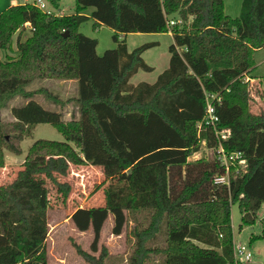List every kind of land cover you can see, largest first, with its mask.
<instances>
[{"label":"trees","instance_id":"trees-1","mask_svg":"<svg viewBox=\"0 0 264 264\" xmlns=\"http://www.w3.org/2000/svg\"><path fill=\"white\" fill-rule=\"evenodd\" d=\"M46 1L57 13L23 2L0 20V52L31 24L17 56H0V169L5 150L22 155L21 142L40 124L52 125L65 141H36L17 179L0 186V264H48L49 191L22 184L47 176L68 196L71 186L59 176L88 164L126 173L121 185L104 189V206L79 207L70 217L78 231L93 229L92 252H99L112 215L115 236L129 217L135 224L127 264H243L235 256L231 207L238 204L243 224L253 225L264 203V111L249 84L254 55L264 48V0H243L236 18L226 14L224 0H75L73 15L60 14V0ZM87 10L95 30L113 31L117 47L103 56L98 40L80 32ZM169 32V67L153 84L131 85L139 70L152 71L142 55L156 43L129 51L126 37ZM40 79L76 80L77 96L28 90ZM37 94L62 108L74 103L78 117L64 121L62 112L32 100ZM18 96L30 101L11 109L14 122H4L2 111ZM208 103L218 118L213 124ZM204 141L241 153L247 167L236 164L229 184H216L226 172L215 154L189 162ZM75 248L88 264H106V248L98 258Z\"/></svg>","mask_w":264,"mask_h":264},{"label":"rangeland","instance_id":"rangeland-1","mask_svg":"<svg viewBox=\"0 0 264 264\" xmlns=\"http://www.w3.org/2000/svg\"><path fill=\"white\" fill-rule=\"evenodd\" d=\"M242 1L243 0H224L226 14L233 18L238 17L240 15ZM23 2L24 0H0V15H3L0 17V20L3 22V19L5 20L6 18L5 14ZM75 6V0H60V14H75ZM53 12L57 13L55 10H53ZM176 19L171 20L175 21ZM11 24V21L7 20L6 25L10 26ZM29 29L30 27L24 24L20 30L13 34L11 43L14 44L19 38L21 40L27 39L30 36ZM79 29L84 35L98 40L97 54L99 56H103L107 50L117 47V43L113 40V31L105 26L95 30L91 18H84L80 23ZM16 37L18 38L16 39ZM126 40L129 51H133L143 44L156 43V45L143 54L144 60L152 68V71L146 72L139 70L130 79V84L134 86L142 82L149 84L154 83L158 76L169 67L171 58L169 48L173 44V39L167 34L139 33L128 35ZM6 52L7 50L0 52L3 61L7 59V56L12 59L16 57L12 50V45L11 49H9L7 53ZM254 59L256 69L251 74L253 82L249 81V84L252 93L260 99V105L258 103L257 105L264 111V48L256 51ZM245 81H248V78L245 79ZM28 90H48L62 100H69L77 95L78 83L76 80L60 81L40 79L34 81L28 87ZM32 100L38 102L48 111L62 112L64 121H68L73 117H78L74 103H70L62 108L48 101L40 94L34 96ZM28 101H30V99H25L22 96H18L11 100L8 103V107L2 111L3 121L14 122L15 119L11 114V109L22 107ZM260 108L256 107L254 110L257 111ZM38 140L63 142L65 138L50 124H40L36 126L32 135L25 138L20 144L23 152L22 155H15L5 150V167L0 169V186L10 184L17 179L18 173L23 169V163L30 147ZM220 144L221 143L218 144V147ZM218 147L210 149L205 141L202 142L200 151L194 154L189 159V162H195L197 160L207 161L210 160L214 154L217 157L216 152ZM125 177L126 173L122 172L119 168L101 169L89 164L83 166L72 165L66 177L59 176L60 182L68 183L71 186V192L68 196H66V194L47 176L31 177L22 184L25 186H46L49 191V234L46 241L48 264H88L77 253L75 244L79 245L84 251L96 258L100 256L102 248H106L108 254L105 260L106 264L128 263V259L133 252L134 236L132 230L135 226L130 217L128 225L124 228L122 234L120 236H115L112 234L114 218L112 215L109 216L101 232L98 253L91 251V245L94 239L93 229L91 228L86 232H80L76 229L70 218L79 207L91 208L104 206V189L118 183L121 185ZM231 213L234 247L236 249L237 247L244 246L252 255L249 261L241 257L238 259L242 261L243 264H264V203L258 211L257 219L253 225L243 224V214L238 204L232 205ZM256 237L260 238L254 240Z\"/></svg>","mask_w":264,"mask_h":264},{"label":"built area","instance_id":"built-area-1","mask_svg":"<svg viewBox=\"0 0 264 264\" xmlns=\"http://www.w3.org/2000/svg\"><path fill=\"white\" fill-rule=\"evenodd\" d=\"M24 4L26 5L31 4L33 6H36L37 8H39L40 10L44 11L47 14L54 13L46 0H24ZM169 23L170 25H174L176 21L171 20ZM25 25L31 28L30 23H26ZM207 116H208V121H207L208 124L209 123L213 124L216 121H218V118L215 117L214 108L211 103H208V106H207ZM216 154H217L218 160L224 166L225 172H226L225 176L218 177L215 179L216 184H227L228 185L230 170L236 164L241 166V168L243 169L247 167V161L243 158V155L241 153L229 154L225 151L222 144H220L219 147L217 148ZM235 256L237 259L241 257L247 261H249L252 258L251 253L244 246H240L235 249Z\"/></svg>","mask_w":264,"mask_h":264},{"label":"crops","instance_id":"crops-1","mask_svg":"<svg viewBox=\"0 0 264 264\" xmlns=\"http://www.w3.org/2000/svg\"><path fill=\"white\" fill-rule=\"evenodd\" d=\"M224 5H225V2H224ZM225 8H226V5H225ZM91 10H87L83 15L84 16H86L87 18H91ZM101 27H103V26H101ZM101 27H99V28H101ZM167 35H169L172 39H173V35H172V33L171 32H169V33H166ZM128 37V36H127ZM18 37H16V39H17ZM174 41V40H173ZM17 43H18V40H16L15 41V43L14 44H12V50H13V52H14V54H15V56H17ZM144 54V53H143ZM142 57H143V55H142ZM144 59V58H143ZM146 62V61H145ZM252 76V75H251ZM250 79V78H249ZM250 81L251 82H253V78L252 79H250ZM153 84V83H152ZM136 86V85H135ZM77 96V95H76ZM75 96V97H76ZM258 102V104L260 105V100H258L257 101ZM262 105V104H261ZM76 109H77V107H76ZM77 115H78V113H77ZM69 120H71V119H69ZM68 120V121H69Z\"/></svg>","mask_w":264,"mask_h":264},{"label":"water","instance_id":"water-1","mask_svg":"<svg viewBox=\"0 0 264 264\" xmlns=\"http://www.w3.org/2000/svg\"><path fill=\"white\" fill-rule=\"evenodd\" d=\"M67 34V33H66Z\"/></svg>","mask_w":264,"mask_h":264}]
</instances>
